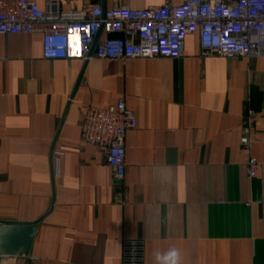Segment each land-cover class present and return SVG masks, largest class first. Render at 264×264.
I'll use <instances>...</instances> for the list:
<instances>
[{"label": "crops", "instance_id": "obj_1", "mask_svg": "<svg viewBox=\"0 0 264 264\" xmlns=\"http://www.w3.org/2000/svg\"><path fill=\"white\" fill-rule=\"evenodd\" d=\"M88 1L165 0L62 5ZM183 50L49 59L41 32L2 35L0 222L38 231L28 252L0 253V264H124L132 239L143 240L145 264L173 247L182 264H264V56L202 57L198 34ZM122 96L137 125L118 180L103 150L82 143L80 122L88 105ZM245 137L260 162L253 178Z\"/></svg>", "mask_w": 264, "mask_h": 264}, {"label": "built area", "instance_id": "obj_2", "mask_svg": "<svg viewBox=\"0 0 264 264\" xmlns=\"http://www.w3.org/2000/svg\"><path fill=\"white\" fill-rule=\"evenodd\" d=\"M36 31L49 59L178 58L193 34L199 36L202 57H258L264 56V0H165L142 8H105L89 1L66 8L62 0H45L44 6L37 0H0V39ZM136 125L123 96L109 107L88 105L80 122L82 143L103 150L118 180L126 173V135ZM242 143L248 175L256 177L260 162L251 151V139L245 137ZM124 264H145L143 240L126 242Z\"/></svg>", "mask_w": 264, "mask_h": 264}, {"label": "water", "instance_id": "obj_3", "mask_svg": "<svg viewBox=\"0 0 264 264\" xmlns=\"http://www.w3.org/2000/svg\"><path fill=\"white\" fill-rule=\"evenodd\" d=\"M37 231V223L0 222V253L28 252Z\"/></svg>", "mask_w": 264, "mask_h": 264}, {"label": "clouds", "instance_id": "obj_4", "mask_svg": "<svg viewBox=\"0 0 264 264\" xmlns=\"http://www.w3.org/2000/svg\"><path fill=\"white\" fill-rule=\"evenodd\" d=\"M155 260L157 264H182L183 262L181 251L174 247L169 249L163 255L156 253Z\"/></svg>", "mask_w": 264, "mask_h": 264}]
</instances>
